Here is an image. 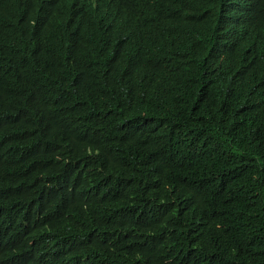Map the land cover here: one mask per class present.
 Wrapping results in <instances>:
<instances>
[{"label": "trees", "instance_id": "obj_1", "mask_svg": "<svg viewBox=\"0 0 264 264\" xmlns=\"http://www.w3.org/2000/svg\"><path fill=\"white\" fill-rule=\"evenodd\" d=\"M54 12L27 10L46 55L0 36V264H264V46L172 31L167 86L126 97L147 57L95 63Z\"/></svg>", "mask_w": 264, "mask_h": 264}, {"label": "clouds", "instance_id": "obj_2", "mask_svg": "<svg viewBox=\"0 0 264 264\" xmlns=\"http://www.w3.org/2000/svg\"><path fill=\"white\" fill-rule=\"evenodd\" d=\"M222 2L174 0L171 5L168 0H0V36L4 28L13 30L14 45L20 43L27 56L32 52L46 55L33 39L35 24L27 18V10L38 3H50L56 12L46 18L44 25L39 22L46 38L81 37L95 63L103 59L120 62L135 53L144 54L149 65L138 74L132 72L134 80L121 94L128 97L133 86L144 78L147 93L153 95L154 89L161 91L167 86L166 71L175 74L171 66L177 60L168 46L172 31L183 36L191 31L207 32L215 26L219 39L225 40L223 52L235 57L251 50L246 54L248 61H252L251 56L254 59V46H264V0H231L235 16L228 21L219 20ZM241 37L246 42L243 46L238 44ZM67 71L71 76L79 75L75 71L93 75L91 70ZM213 77L216 83L222 81ZM85 96L89 98L90 93ZM84 147L87 154H92L89 146Z\"/></svg>", "mask_w": 264, "mask_h": 264}]
</instances>
